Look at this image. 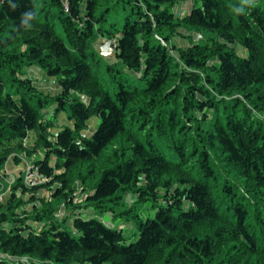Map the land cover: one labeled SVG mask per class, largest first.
Wrapping results in <instances>:
<instances>
[{"label": "trees", "instance_id": "1", "mask_svg": "<svg viewBox=\"0 0 264 264\" xmlns=\"http://www.w3.org/2000/svg\"><path fill=\"white\" fill-rule=\"evenodd\" d=\"M99 39L116 43L113 63ZM32 67L56 80L55 97L26 77ZM50 106L73 123L55 137ZM255 112L264 115V0H0V171L34 133L45 153L34 166L48 179L27 189L20 176L0 203V264H264ZM78 184L96 212L135 192L155 214L127 213L139 234L129 243L75 215L86 209L74 205Z\"/></svg>", "mask_w": 264, "mask_h": 264}, {"label": "rangeland", "instance_id": "2", "mask_svg": "<svg viewBox=\"0 0 264 264\" xmlns=\"http://www.w3.org/2000/svg\"><path fill=\"white\" fill-rule=\"evenodd\" d=\"M186 7L184 6L183 9H185ZM181 11V10H180ZM186 37H191L192 42L194 43H203L206 41V37L198 32L195 31H191L190 33H186L185 34ZM181 43L183 45H186L187 42L185 41V39H180ZM105 41L103 39H99L98 40V45H102ZM107 42V41H106ZM109 62L113 63L114 62V56L109 57L108 59ZM105 66V65H104ZM24 74H26V77L29 78L31 81H33V85L36 89H38L42 94H47L50 97H55L58 94V87L56 84V80L49 78L48 76H46L40 69L36 68V67H32V68H28L24 70ZM135 80V78H134ZM103 83L107 89L108 92L112 93L115 88L117 87V84L113 83L111 80V77L105 73L103 74ZM54 109L55 106H50L48 108H46V111H43V115H44V121L47 123H52L56 126L52 129L53 131L51 132L52 136L55 137L54 132L57 131H62L64 128L67 127H72V122L68 120L67 114L66 113H59L57 115V117L55 116L54 113ZM255 114L259 117V118H264V115H260L255 112ZM88 129L86 131H84V135L85 136H91L94 134V132L97 129V126H99V122L97 119L92 118L89 122H88ZM34 142H35V134L32 133L30 134V137L28 139V144L24 145V150L23 152L20 154L22 155L24 158H26L25 160L29 161L31 164L33 163V165H31L32 167L34 166V162L36 161H40L44 158L45 153H43L41 150H35L34 148ZM114 149V147H111L108 149V154L110 152H112V150ZM15 155L13 154L9 160L7 162H9L10 160H12V158ZM15 158V157H14ZM17 158V157H16ZM15 158V159H16ZM18 159V158H17ZM6 162V164H7ZM5 164V165H6ZM53 164V163H52ZM30 165H27L26 167H29ZM5 168V166H4ZM3 168V169H4ZM2 169V171H3ZM0 171V172H2ZM7 172L4 171V173L2 174V177H0L2 180V184L0 186V203H5L9 197H10V192L11 189L13 187L12 181L14 180V177L12 178L11 183L10 180H8L9 174L6 175ZM85 174L86 171H84ZM99 176V175H98ZM90 186H88L86 188L80 186L79 184L76 186V193L74 195V205L78 206V205H85V199H86V193L87 190L89 189ZM85 188V189H84ZM116 205L114 206V213L113 212H96L93 208H88V206H86V209H81L79 211L76 212V216L83 218V219H90V218H94L97 220L102 221L103 223H105L106 226L110 227V228H114L117 230H120L124 233V236L126 238V240L130 243H134L138 240L139 234H138V230L136 228V226L133 225V220L130 221V214L128 215L127 213L129 212H135L137 214H140L144 220L148 217H153L155 214V211L152 210V206H151V202H147V203H140L138 202L137 196L135 194V192H128L126 193L123 197L122 200L118 201L117 203H115ZM62 207L64 205H61ZM61 207V208H62ZM60 208V207H59ZM63 209V208H62ZM64 210V209H63ZM28 212H31V208L28 209ZM32 214V213H29ZM60 217H63L64 213L62 211H60ZM61 219V218H59ZM37 226V225H35ZM18 263H23V264H36L33 260L29 259V258H22L20 260H18Z\"/></svg>", "mask_w": 264, "mask_h": 264}, {"label": "crops", "instance_id": "3", "mask_svg": "<svg viewBox=\"0 0 264 264\" xmlns=\"http://www.w3.org/2000/svg\"><path fill=\"white\" fill-rule=\"evenodd\" d=\"M28 140H26L23 144L27 145ZM35 143V142H34ZM19 154H15V156L18 158V162H16L14 160V157L12 158V160H10L9 162H7V164L5 165V168L3 169L2 173L7 172L6 175L9 174L10 179L8 178V180H10L9 183H11L12 178L14 177V180L12 181V184L15 185L16 181L18 180V178L20 176L23 177L24 171L27 169V165H30L29 167H32L31 165H33V163L31 164L29 161L25 160L26 158H24L22 155ZM35 163V162H34ZM3 185V184H2Z\"/></svg>", "mask_w": 264, "mask_h": 264}, {"label": "built area", "instance_id": "4", "mask_svg": "<svg viewBox=\"0 0 264 264\" xmlns=\"http://www.w3.org/2000/svg\"><path fill=\"white\" fill-rule=\"evenodd\" d=\"M2 176V174H0ZM23 185L27 189H33L35 187L43 186L48 182V179L44 177L36 167H27L23 174Z\"/></svg>", "mask_w": 264, "mask_h": 264}, {"label": "water", "instance_id": "5", "mask_svg": "<svg viewBox=\"0 0 264 264\" xmlns=\"http://www.w3.org/2000/svg\"><path fill=\"white\" fill-rule=\"evenodd\" d=\"M116 52V43L114 41H108L103 43L99 47V54L104 58L113 56Z\"/></svg>", "mask_w": 264, "mask_h": 264}, {"label": "clouds", "instance_id": "6", "mask_svg": "<svg viewBox=\"0 0 264 264\" xmlns=\"http://www.w3.org/2000/svg\"><path fill=\"white\" fill-rule=\"evenodd\" d=\"M11 7L15 8V4H12ZM24 15H27L33 19V14L32 13H25ZM30 27V26H29Z\"/></svg>", "mask_w": 264, "mask_h": 264}]
</instances>
